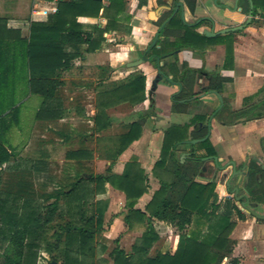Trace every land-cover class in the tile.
Segmentation results:
<instances>
[{"label": "trees", "instance_id": "1", "mask_svg": "<svg viewBox=\"0 0 264 264\" xmlns=\"http://www.w3.org/2000/svg\"><path fill=\"white\" fill-rule=\"evenodd\" d=\"M68 0L61 1L55 15L44 24L33 23L30 35L22 38L13 30H8L0 19V170L15 157L16 150L9 144V134L13 128L20 126L21 101L28 95L40 98L36 121H55L62 117V101L59 89L63 85L61 73L72 67L76 59L85 53L94 52L105 41L103 34L111 31L119 33L121 22L130 21L125 14L126 0ZM253 11L264 9V0H252ZM190 12H194L195 0H186ZM103 10L107 23L103 29L94 27V32L83 31L78 17H98ZM197 26L188 28L181 24L178 17L166 26L165 41L173 36L175 41L162 43L156 53H169L175 50H191L201 53L207 45H226L224 68L232 65V34L208 38L199 34ZM161 43V42H159ZM176 68H173V71ZM183 74L191 76L195 70L182 66ZM212 81L208 88L221 93L223 84L229 82L218 74H211ZM111 89L100 92V104L107 108L113 103L126 102L131 105L143 104L147 100L146 78L143 74L131 75L126 80L111 84ZM257 95L247 96L242 100V108L231 110L227 103L215 114L223 125L244 124L248 121L264 118V97L255 100ZM173 111L182 112L174 106ZM151 116H142L133 121L126 130L111 139L106 147V155L101 157L110 161L108 171L101 175L80 174L68 188L59 191L57 201H63L66 210L64 216L69 220L59 226L54 233L53 244L47 241V232L58 210L57 201L47 207L30 205L24 202L20 206L17 195L0 194V264H36L42 243L44 250L52 256V261L60 264H85V257L94 256V239L101 232L103 225V208L90 206L89 198L97 191H102L105 184H110L125 195L128 213L124 217L125 225L130 229L133 222H147L138 245H133L130 252L115 247L110 252L113 264H220L232 251L229 234L234 227L227 215H223L211 225V232L205 236L180 237L173 253L158 252L149 255L153 242L158 239L153 231L154 221L174 226L180 232L190 225L193 215H207L205 210L213 203L214 185L199 184L193 181L198 166L188 167L179 162L175 156L178 143L195 138L190 136L188 125H173L164 131L160 157L152 169V175L159 180V188L153 192L145 205V210L136 209V202L148 192V175L134 159L128 161L120 174L111 173V167L119 156L140 138L143 125ZM202 119L192 118L191 122ZM111 118L105 109L94 116V132H101L111 125ZM207 154L215 155L209 140L197 145ZM67 157L80 160L91 157V152L78 150L68 152ZM213 205V204H212ZM42 209L45 211L42 216ZM62 215V214H61ZM61 217V216H60ZM117 241V239L115 240ZM62 245V247H61ZM60 255L53 256L54 252ZM235 264L234 262H232Z\"/></svg>", "mask_w": 264, "mask_h": 264}, {"label": "rangeland", "instance_id": "2", "mask_svg": "<svg viewBox=\"0 0 264 264\" xmlns=\"http://www.w3.org/2000/svg\"><path fill=\"white\" fill-rule=\"evenodd\" d=\"M126 2L128 4H126L125 11L126 14H129L134 9L136 0H127ZM195 18L193 17L191 21H194ZM226 24V27L237 25L233 23ZM184 56L185 54L177 55L176 61L179 63L185 58ZM196 59V64L198 65L200 58L197 57ZM142 66L137 67L133 75L143 74L144 70L147 72V75L153 74L154 69L151 65L147 67ZM149 67L151 70H149ZM113 70L112 76L114 80L112 84L124 81L125 76L128 74L125 73L127 72L125 66H115ZM218 70L219 66L215 68V72ZM101 76V71L96 68L93 60L85 66L77 64L73 72L64 75L65 88L63 89V96L65 97V105L69 111L64 114V119L61 122H44L34 119V115L39 107L38 105H40V98L38 96H32L22 105L20 126L13 128L8 136L9 144L16 150L17 155L12 158L8 165L3 166L0 170V194H2V198L6 197L5 193H9L12 196L17 195L21 197L17 201L20 206L24 202H28L30 205L47 207L57 201L55 197L49 198V196H55L62 189L68 188L70 183L77 180L80 174H87L89 177L90 175L105 174L108 171L110 161L101 157L106 155V147L111 145L110 140L119 136L126 130V126L133 121L141 120L142 116L151 114V110L148 107L149 103L147 100L139 105L119 102L113 103L107 108L102 107L100 104V99H102L100 98V92L109 90L112 86L106 84L105 77ZM110 77L111 74H108L107 80ZM223 92V98L229 103L230 106L227 105L230 109L237 108L234 102H236L239 95L240 97L247 96V93L245 94L244 91L238 94L239 92L237 93L236 87L232 84L224 89ZM209 103H202V105L190 104L187 110L191 115L197 113L208 117L212 110L216 108L217 100L212 99ZM162 106L163 109H155L152 112V118H148L144 124L149 130L148 135L144 137L145 146H148L152 140L154 141V131L152 130L154 127L164 129L169 125H173L167 114L169 109H173V106L167 101H163ZM104 109L107 116L109 114L113 118L111 128L105 134L90 136L89 133L93 130V127L90 125L89 120L94 119V116ZM93 110H96V113L91 117ZM157 118L162 119L160 124H156ZM211 125L214 130L212 139L218 137L220 141L217 153L221 157V161L226 162L227 159L231 158L228 156L231 147L236 148V154H241L242 156L244 154L249 156L259 152V142L264 138V122L253 121L248 124L244 123L242 126L235 125L228 128L217 127L216 123L213 125V121ZM246 132L249 133L247 137H245ZM140 138H142L141 135ZM142 144L141 142L139 145H135L137 147H133L135 149H133L131 156V159H134L139 165H141V153L145 154V146L143 145L142 147ZM192 148L188 145H180L176 151L177 158L181 154L191 151ZM195 148L197 151L200 150L198 147ZM78 150L90 151L91 157L80 159L79 161L67 157L68 152ZM200 153L198 152V154ZM236 154L232 156L240 164L243 157L241 159L240 157L236 158ZM152 158L154 156H151L149 163L152 162ZM116 162L111 167V173H120L121 166L126 164L119 161L118 164L120 166H118ZM205 166H211V162L206 163ZM148 176H150V180L148 179L149 189L145 195L151 197L153 192L156 191L153 184H157V188H159L160 183L153 175ZM196 180L199 182H195L199 184H205L206 181L200 178H196ZM223 184V182L220 184L219 179L214 184L213 203L205 210L207 215H193L191 224L187 225L183 231L180 232L174 226L166 223L160 224L158 221H154L152 224L153 231L157 237L158 232L161 238L155 243L153 242L149 255L154 256L158 252L175 251L180 237L196 235L202 237L212 233L211 225L216 223L223 215H227L230 221L233 222V212L229 207L231 206L230 197L224 196L223 188L220 186ZM95 185L93 186L95 194L89 198L90 206L88 207L103 208V225L101 232H98L94 239V256L92 258L85 257L83 261L85 264H113L112 258L109 255L110 252L115 247L130 252L133 245H138L140 242L146 230L147 222L144 221L142 224L133 222V227L129 229L124 223V217L128 213L124 194L110 184H105L102 191H97ZM144 198L146 197H141V200H139L140 210L142 211L145 210L146 205H142L145 202ZM57 206L58 210L54 216V221L49 225L50 228L46 235L47 241L53 244L55 243V240L52 238L53 234L59 232V226L69 220L68 216H64L63 214L66 210L64 202L62 200L57 201ZM41 214L42 216L45 214L43 209ZM114 225L116 231L115 233H111ZM248 225H243L242 228L244 230L241 237H239V229L232 228L229 234L232 251L220 264H234L232 263L234 260L235 264H264V261L258 257L263 252L261 241L264 229L260 230L256 228L252 231ZM116 239L117 241H115ZM45 246L46 243H42L36 264H50L53 260L52 256L44 250ZM255 246H260V251H255ZM0 252H2L1 249ZM56 255H60V253L58 251L54 252L53 256ZM60 261H58V264L61 263Z\"/></svg>", "mask_w": 264, "mask_h": 264}, {"label": "crops", "instance_id": "3", "mask_svg": "<svg viewBox=\"0 0 264 264\" xmlns=\"http://www.w3.org/2000/svg\"><path fill=\"white\" fill-rule=\"evenodd\" d=\"M61 1L68 0H59L58 2H55L54 0H0V19L5 23L6 29L16 31L20 34L22 38H27L30 35V29L32 24L47 23L49 17L56 14L57 11L54 12V9H58V4ZM165 1L168 2L169 5H171L173 2V0ZM176 1L181 2L183 4L187 20L191 21L193 17H196L194 22L197 19H203L200 23V26L196 29L199 34L204 30H210L212 28L215 32L224 28H229L226 27V23H233L234 25L237 24L236 26L242 24L246 20L250 11V2L253 5L252 0H217V4L214 3V0H195V8L194 12L192 13L186 5V0ZM102 3L104 6L108 5L107 0H102ZM126 4L128 3L126 2ZM159 4H164V1L136 0V2L134 3V9L132 11H130L129 14H126L125 11V14L130 16V21L121 22V31L119 33H112L111 31L105 32L103 34L105 41L101 43L98 49H96L94 52L85 53L82 58L76 59L74 61L70 69L65 70L61 73L60 80L63 82V85L60 87L58 94L62 101L61 106L63 113L61 119L55 121H63L64 114L69 111V109L65 105V97L63 96V89L65 88L64 75L73 72L77 64L85 66L93 60L95 62L96 68L101 71V77H105V83L108 85H111L113 83L112 81L114 80V78L112 74L114 73L113 68L115 66H125V70L127 71L125 73L128 74L125 76L124 80L127 79V77L133 75V72L139 66L129 67V64L139 59V55L141 54V52H143V50L146 48V45L150 42L153 35L155 34L157 30L156 21L158 19V16L162 12V8H156V5ZM164 6H166V4H164ZM102 14L103 10L100 11L98 17H78L77 21L80 23L83 31L92 32L93 34H95L94 27L103 29L107 23V20L105 19V17H103ZM236 32L237 33H230L233 35V60L231 68L229 69L224 68V63L226 59V45L224 44L207 45L205 49L201 51V53H196L191 50H183L178 54H185V58L179 62L180 64L178 63L179 65L185 63L188 69L195 71L203 68L208 73L218 74L219 76L223 78H228L230 80L229 82L223 84L222 91L219 94L222 97L223 104L224 102L227 103V100L223 98V90L231 84L236 87L237 93L239 92L238 94H241V92L244 91L245 94L247 93V96H252L256 94L257 99L262 98V96L264 97V9L262 7H259L255 10V12L253 11L251 23L244 30ZM195 57L200 58L198 65L196 64L197 59ZM142 65H144V67H147L149 64L144 63ZM218 66L219 70L215 72V68ZM149 70H151L150 67ZM154 73L155 72L153 70V74H149L151 75L149 76L144 70L143 74L145 76L147 75L146 96L147 88L150 84L151 79L154 76ZM108 74H111L109 80H107ZM175 89L176 88H164V86L158 85L156 95L153 97L155 102V108L151 111V116L149 118H152V112H154L155 109H163L162 102H169V95L173 93ZM247 96L240 97L239 95L236 99V102H234L237 108H232L231 110L241 109L242 100ZM31 97L32 96L28 95L25 99H23L21 101L22 105ZM212 99L217 100L218 106L219 100L217 99L215 94L207 95L205 98H202L201 101L204 104H210L209 101H211ZM227 104L229 105V103ZM189 105L179 107L181 110H183L182 112L173 111V109L168 110L167 114L169 115V119L173 125H181L187 122L193 116V114L191 115L187 110V107ZM95 113L96 110H93L91 117H93ZM108 117L113 120V118L109 114ZM253 121L264 122V118L248 121L246 122V124L251 123ZM161 122V118L156 119V124H160ZM89 123L93 128L95 127L94 119H90ZM214 123H216L217 127L228 128L226 126L219 125L218 121L215 119L213 120V125ZM237 126H242V124H237ZM168 127L164 129L154 127V129H152L154 131V141L152 140L148 146H145L144 137L148 135L149 130L147 127H145V125H143V132L141 131L142 138H139L137 141H134L120 155L118 161L116 162V165L120 166L118 164L119 161L121 163H127L128 161H130L132 151L133 149H135L133 147H137L135 145H139L142 142V147L143 145L145 146V154L142 152L140 155V167L144 170L145 174L152 175V169L160 157V150L164 131ZM110 128L111 125L110 127L101 132H94L93 130H91L89 135L96 136L99 134H105L107 133V131H109ZM213 131L214 130L212 129V133ZM248 135L249 133L246 132L245 137H247ZM211 140L213 146L217 151V147L218 145H220L218 137H216V139ZM153 151L156 152L154 153ZM236 152V148L231 147L228 152V156H230L232 159H235L232 155H235ZM236 155L237 156L235 157H240V159L242 157L244 158L245 156V154L243 156L241 154ZM151 156H154V158H152V162L149 163V161L151 160ZM123 165L121 166L122 168L120 169V173L124 168ZM120 173L117 172V174ZM148 177L150 180V176ZM153 187L155 190L158 189V186L155 183L153 184ZM143 197H146L143 199L145 202L142 203V205H145L151 197H149V195H143L142 198ZM124 199L126 201V198ZM139 200L135 205L136 209H140ZM159 223L162 224V222ZM115 231L116 230L114 225L111 229V233H115ZM157 235L158 239H160L161 236L158 232Z\"/></svg>", "mask_w": 264, "mask_h": 264}, {"label": "flooded vegetation", "instance_id": "4", "mask_svg": "<svg viewBox=\"0 0 264 264\" xmlns=\"http://www.w3.org/2000/svg\"><path fill=\"white\" fill-rule=\"evenodd\" d=\"M163 1L166 6H164V4L156 5V8H162V12L158 16V19L156 21L157 30L155 34L157 32L159 33L158 38L156 42L152 44L155 34L153 35L150 42L146 45V48L139 55L138 59L140 60L142 57H144V61L142 64L148 63L152 66L155 72L147 88V101L149 103L148 107L151 111L155 108L153 97L156 95L158 85H162L164 86V88H176L168 98L170 104L173 107H182L194 103L197 105H202V98H205L207 95L211 94L216 95L217 99L219 100V105L212 110L208 117L204 116L203 114L195 113L186 123L178 125L184 126L189 124L188 132L190 136L193 135L195 138H191L178 143L175 147V156L176 158L178 157L176 155V151L180 145H188L193 147L191 151L183 153L179 156V158H177V160H179V162L185 166H198L196 175L193 176V181H197L196 178H200L202 180H206L205 184L214 185L216 182H218L219 179L220 184L221 182L224 183L220 186H222L223 188L222 190L224 196L230 197L229 201L231 202V206L229 207L233 212L232 221L234 227L239 229V237H241L243 234V225L249 224L250 226L248 225V227L252 231L256 228L262 230L264 229V138L259 142V152L253 153L249 156L245 155L240 164H238V162H236V160L232 158L227 159L226 162L221 161V157L218 155L211 140V122L214 119L217 120L215 114L222 109L224 104L222 102V97L219 95L220 93L208 88L209 83L212 81V78L210 76L211 73L206 72L202 68L198 69L196 73L191 76L184 75L182 66L185 63L179 65L176 61V56L183 50H175L165 54L154 52V50L162 49V43H171L175 41V37L173 36L169 37L165 41L166 38L163 35L166 31V26L173 18L178 17L181 21V24L188 28L194 27L192 26L194 21L187 20L186 18L184 6V16L182 18V9L179 7L177 11H175L176 3L178 1L173 0L171 5H169V3L165 0ZM199 26L200 24L198 25V27ZM173 68L176 69L173 71ZM158 69L161 71L160 80L154 87L153 82L158 76ZM217 95L221 97V100ZM195 116H200L202 117V119L190 123L192 118ZM219 125L230 127L221 123H219ZM203 138H205V140H209L215 150V155L207 154L204 149H200L199 151L196 150L195 147H197L198 144L204 142L205 140L196 144L189 143L190 141L200 140ZM198 152L201 153L198 154ZM209 162H211V166H205V164ZM262 237L263 238L261 242L263 252H261L260 254L258 253V257H260L261 260L264 261V235ZM259 247L260 246H255L254 250L260 251Z\"/></svg>", "mask_w": 264, "mask_h": 264}, {"label": "water", "instance_id": "5", "mask_svg": "<svg viewBox=\"0 0 264 264\" xmlns=\"http://www.w3.org/2000/svg\"><path fill=\"white\" fill-rule=\"evenodd\" d=\"M214 3L217 4V0H214ZM179 7L182 9L181 16H182V18H183V16H184V11H183V10H184V9H183V4H182L181 2H177V3H176V10H175V11H177V9H178ZM252 8H253V5H252L251 2H250V11H249V13H248V16H247L246 20H245L242 24H240V25H238V26H234V27L224 28V29L219 30V31H216V32H215L214 29L212 28V29H210V30H204V31H202L200 34H202V35H204V36H206V37H208V38H213V37H217V36H221V35L230 34V33L236 32V31L244 30V29H245V28L251 23V20H252V17H253V11H252ZM202 20H203L202 18L197 19V20L192 24V26H197L198 24L201 23ZM158 35H159V33L157 32V33L155 34V37H154V40H153L152 44H154V43L156 42V40H157V38H158ZM148 49H149V48H148ZM143 61H144V57H142V58H141L140 60H138L137 62H134V63L129 64V67H136V66L142 64ZM160 73H161V71L158 69V76H157L156 80H154V82H153L154 87L156 86V83L160 80ZM217 96H218V98L221 100V97H220L219 95H217ZM185 101H186V100H185ZM188 101H189V100H188ZM204 140H205V138L200 139V140H193V141H190L189 143H191V144H196V143H198V142L200 143V142H202V141H204ZM263 168H264V166H263ZM87 177H88V176H87ZM50 264H58V263H56L55 261H51Z\"/></svg>", "mask_w": 264, "mask_h": 264}, {"label": "built area", "instance_id": "6", "mask_svg": "<svg viewBox=\"0 0 264 264\" xmlns=\"http://www.w3.org/2000/svg\"><path fill=\"white\" fill-rule=\"evenodd\" d=\"M55 2H58L59 0H54ZM57 11V9H54V12H56Z\"/></svg>", "mask_w": 264, "mask_h": 264}]
</instances>
